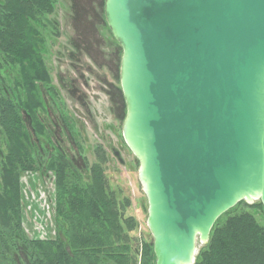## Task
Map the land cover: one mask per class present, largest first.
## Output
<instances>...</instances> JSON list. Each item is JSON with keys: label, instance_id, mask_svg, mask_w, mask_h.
Instances as JSON below:
<instances>
[{"label": "water", "instance_id": "obj_1", "mask_svg": "<svg viewBox=\"0 0 264 264\" xmlns=\"http://www.w3.org/2000/svg\"><path fill=\"white\" fill-rule=\"evenodd\" d=\"M104 12L155 264H194L222 214L264 206V0H105Z\"/></svg>", "mask_w": 264, "mask_h": 264}, {"label": "trees", "instance_id": "obj_2", "mask_svg": "<svg viewBox=\"0 0 264 264\" xmlns=\"http://www.w3.org/2000/svg\"><path fill=\"white\" fill-rule=\"evenodd\" d=\"M54 4L0 0V69H17L9 83L0 74V82L9 88L8 95H0V130L7 144L0 190V264H29L18 256L17 233L31 264H155L153 242L139 232L130 196L108 178L103 146H96L98 162L86 163L89 175L84 178L39 114L46 110L44 91L60 103L37 27ZM68 127L74 129L70 123ZM44 166L55 175L56 236L30 239L22 230L21 176ZM240 205L264 212L261 201L243 200L222 214L194 264H264V225L250 211L231 214Z\"/></svg>", "mask_w": 264, "mask_h": 264}, {"label": "rangeland", "instance_id": "obj_3", "mask_svg": "<svg viewBox=\"0 0 264 264\" xmlns=\"http://www.w3.org/2000/svg\"><path fill=\"white\" fill-rule=\"evenodd\" d=\"M54 1V10L37 27L45 41L42 53L52 76V85L60 94V103L54 102L44 91L46 110H40L39 114L56 145L84 178L89 175L86 163L98 162L96 146H103L109 180L115 185L120 184L130 196L132 212L139 220V232L153 242L147 225L148 200L139 179L140 162L122 135L127 113L120 83L123 50L106 22L105 0ZM16 72L17 69L8 66L0 69L8 83ZM8 94V86L0 82V95ZM68 123L73 130L69 129ZM6 153V139L0 130V190ZM21 205L22 230L30 239L55 238V175L46 166L22 173ZM245 210L252 212L264 225V212L259 209L240 205L231 214ZM16 241L21 261L25 259L31 264L29 252L18 233ZM204 246L199 243L197 253Z\"/></svg>", "mask_w": 264, "mask_h": 264}]
</instances>
